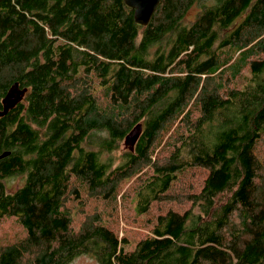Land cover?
Segmentation results:
<instances>
[{
  "label": "trees",
  "instance_id": "obj_1",
  "mask_svg": "<svg viewBox=\"0 0 264 264\" xmlns=\"http://www.w3.org/2000/svg\"><path fill=\"white\" fill-rule=\"evenodd\" d=\"M15 82L0 264H264V0H162L145 27L124 0H0V110Z\"/></svg>",
  "mask_w": 264,
  "mask_h": 264
},
{
  "label": "water",
  "instance_id": "obj_2",
  "mask_svg": "<svg viewBox=\"0 0 264 264\" xmlns=\"http://www.w3.org/2000/svg\"><path fill=\"white\" fill-rule=\"evenodd\" d=\"M126 6L134 9V17L137 25L145 27L149 24L152 16L156 9L158 8L162 0H124ZM27 87H21L19 82H15L9 88L7 94L2 100L3 109L0 110V116L5 115L10 109H13L19 102L23 100L25 94L27 93ZM142 132V124L139 123L132 131L128 134L126 138V144L134 146L137 139ZM10 152H4L0 155L3 158L9 155Z\"/></svg>",
  "mask_w": 264,
  "mask_h": 264
},
{
  "label": "rangeland",
  "instance_id": "obj_3",
  "mask_svg": "<svg viewBox=\"0 0 264 264\" xmlns=\"http://www.w3.org/2000/svg\"><path fill=\"white\" fill-rule=\"evenodd\" d=\"M208 3H212L213 0H207ZM196 12V8L193 9V11H191L190 15H194ZM124 147V145H123ZM117 162H119L117 160ZM116 162V163H117ZM133 181H128V182H123L122 183V189L123 191H126V189L129 190L130 186L132 185ZM22 184V181L20 179H15L9 182V188L15 189L17 188L19 185ZM127 190V191H128ZM126 191V195L124 197L119 196V198H121V205L118 207V212L121 215V221H122V226L124 227V229H127L130 231V237L133 241V243H135V241L141 237L144 236L147 233V228L145 226V221H142V219H139V221L134 220L135 215L132 211L133 209V203L132 201L130 203H128V199L130 197L129 192ZM127 197V198H125ZM94 203V201L92 202ZM114 204V202H103L102 201V209H105V211H109L112 209V205ZM120 217V216H119ZM126 219H128L130 222H126ZM69 264H97L96 260L90 256L87 255H82L79 256L77 258H75L72 262H70Z\"/></svg>",
  "mask_w": 264,
  "mask_h": 264
}]
</instances>
